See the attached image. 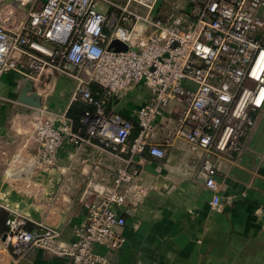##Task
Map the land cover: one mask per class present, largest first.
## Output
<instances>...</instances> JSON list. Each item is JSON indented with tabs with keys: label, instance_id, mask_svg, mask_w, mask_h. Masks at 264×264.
Here are the masks:
<instances>
[{
	"label": "built area",
	"instance_id": "2783aa9c",
	"mask_svg": "<svg viewBox=\"0 0 264 264\" xmlns=\"http://www.w3.org/2000/svg\"><path fill=\"white\" fill-rule=\"evenodd\" d=\"M158 2L42 0L19 30L0 26V78L8 69L31 78L52 68L75 80L73 100L87 104L78 130L72 120L42 110L34 124L38 164L56 166L66 142L77 150L97 144L124 162L112 185L84 202V222L67 246L56 243L54 229L41 224L28 229L24 220L13 219L6 232L13 253L42 248L65 256L66 264H105L96 247L123 242L114 232L125 224L118 208L129 193L136 200L142 192L139 168L129 166L143 152L165 157L157 141L164 128L188 142L200 159L210 203L219 202L222 157L241 150L253 113L264 108V0H192L166 16ZM114 39L127 49L109 47ZM138 90L145 97L133 116L107 108L113 97ZM164 115L172 117V127Z\"/></svg>",
	"mask_w": 264,
	"mask_h": 264
},
{
	"label": "crops",
	"instance_id": "0c3cea01",
	"mask_svg": "<svg viewBox=\"0 0 264 264\" xmlns=\"http://www.w3.org/2000/svg\"><path fill=\"white\" fill-rule=\"evenodd\" d=\"M184 1L188 5L192 0ZM41 4L0 0V26L19 30L28 11ZM75 86L72 77L52 68L31 78L8 69L0 78V264H66L65 256L42 248L13 253L4 228L13 219L24 220L28 229L41 224L58 233V245L67 246L84 222V202L98 199L124 165L97 144H82L77 150L70 142L59 148L56 166L43 168L36 161L34 124L43 109L80 128L76 118L82 110L76 106L83 101L73 100ZM92 88L99 94L100 87ZM144 97L145 91H132L113 97L107 108L133 116ZM252 119L241 150L222 157L216 205L210 203L200 159L193 157L188 142L169 136L167 128L160 130L157 141L166 155L157 159L143 152L130 164L139 168L136 183L142 192L136 200L129 193L118 208L125 224L114 232L123 242L112 249L96 247L105 264H264V108ZM166 121L173 126L172 117L164 115Z\"/></svg>",
	"mask_w": 264,
	"mask_h": 264
},
{
	"label": "rangeland",
	"instance_id": "374dc122",
	"mask_svg": "<svg viewBox=\"0 0 264 264\" xmlns=\"http://www.w3.org/2000/svg\"><path fill=\"white\" fill-rule=\"evenodd\" d=\"M173 1H175V0H166V2L163 1L161 3V8L159 9V13L161 16H166V15H169L171 13H175V14L179 13V9H185L187 6V2L184 0H178L177 3H173ZM174 4H176L177 9L176 8L173 9L175 7Z\"/></svg>",
	"mask_w": 264,
	"mask_h": 264
},
{
	"label": "water",
	"instance_id": "95a60500",
	"mask_svg": "<svg viewBox=\"0 0 264 264\" xmlns=\"http://www.w3.org/2000/svg\"><path fill=\"white\" fill-rule=\"evenodd\" d=\"M109 47L114 48L115 51H121L127 49L126 44L117 39L112 40V42L109 44ZM35 105L38 106L37 103Z\"/></svg>",
	"mask_w": 264,
	"mask_h": 264
},
{
	"label": "trees",
	"instance_id": "16d2710c",
	"mask_svg": "<svg viewBox=\"0 0 264 264\" xmlns=\"http://www.w3.org/2000/svg\"><path fill=\"white\" fill-rule=\"evenodd\" d=\"M78 106H76V108L78 109V111H80V110H83L84 108H86L87 107V104H85L84 102H79L78 104H77ZM76 109V110H77ZM72 110H70L69 111V115L70 116H72ZM77 119V121H78V119H79V117H77L76 118ZM6 220L7 219H9L10 218V215L7 213V212H5V211H3V215H2ZM7 230L8 229V226L6 225V228H4V230Z\"/></svg>",
	"mask_w": 264,
	"mask_h": 264
}]
</instances>
